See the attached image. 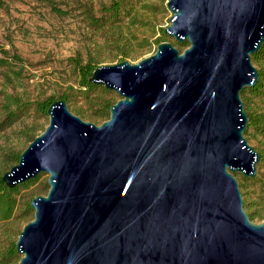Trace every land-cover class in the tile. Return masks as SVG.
<instances>
[{
  "label": "water",
  "instance_id": "obj_1",
  "mask_svg": "<svg viewBox=\"0 0 264 264\" xmlns=\"http://www.w3.org/2000/svg\"><path fill=\"white\" fill-rule=\"evenodd\" d=\"M161 42L136 63L99 65L121 98L101 124L53 102L50 121L2 180L48 173L31 200L18 264H264V222L234 172L257 175L242 90L259 81L264 0H167Z\"/></svg>",
  "mask_w": 264,
  "mask_h": 264
},
{
  "label": "rangeland",
  "instance_id": "obj_2",
  "mask_svg": "<svg viewBox=\"0 0 264 264\" xmlns=\"http://www.w3.org/2000/svg\"><path fill=\"white\" fill-rule=\"evenodd\" d=\"M118 1L3 0L0 5V57H6L9 65L0 69V174L18 163L12 159L14 154H21L50 121L49 114L31 112L13 125L2 128L9 96L36 102L49 97L58 100L66 92L78 94L79 77L74 58L83 62L91 58L100 65L117 64L123 58L136 63L155 53L160 40L173 43L181 52L189 46L188 41H185L188 43L185 47L177 45L173 36L164 33L173 15L167 0H123L119 21L95 27L96 20L106 16V8ZM253 64L260 69L259 64ZM108 90L87 97L72 95L68 107L85 120L93 121L88 117L96 113L101 103L108 100L116 103L121 98L115 90ZM262 98H250L252 111H264ZM77 109L83 110L85 116ZM245 137L257 151L264 152V135L250 131ZM234 174L243 184L245 175ZM256 176L261 181L264 179V167L261 168L259 163ZM48 177V173H41L35 182L21 188L15 217L0 222V254L9 241L18 239L23 227L33 219L34 209L31 216L24 217V208L35 196L48 193ZM260 183H246L251 201L259 198ZM254 210L258 216L253 222H264V204L257 205Z\"/></svg>",
  "mask_w": 264,
  "mask_h": 264
},
{
  "label": "trees",
  "instance_id": "obj_3",
  "mask_svg": "<svg viewBox=\"0 0 264 264\" xmlns=\"http://www.w3.org/2000/svg\"><path fill=\"white\" fill-rule=\"evenodd\" d=\"M123 0H120L118 2L113 3L111 6L107 7L106 9V16L102 17L101 19L96 20V24H94L95 27L100 26H106L108 24L116 23L121 19V10L123 9ZM0 5H3V0H0ZM57 10V8H54ZM59 14H64V11L57 10ZM93 16H89V18L94 21L92 18ZM165 34L167 32L164 31ZM162 42L160 40L158 42V45ZM176 44L182 47H185L188 45L187 42H179L176 41ZM126 60L125 58L122 59ZM252 60L253 62L259 64L260 69L259 71V81L256 85L252 87L245 88L242 90L241 96L245 103V108L248 112V126L245 131V135H248L250 131H254L257 134L264 135V111L257 112L252 111L249 107L250 104V98H262L264 97V41L259 48V50L252 54ZM121 62V61H120ZM74 66L77 70V74L79 77V87L78 94H70L69 92L64 93L60 99H64L66 102L71 100L72 95L74 97L83 96L85 97L89 96L92 93H96L98 91H105L109 92V90L100 83L92 82L89 80L91 78L94 70L100 65L99 63L95 62L93 59L89 58L88 61L83 62L80 58H74L73 59ZM9 65V60L6 57H0V69L4 68ZM72 90L74 88H71ZM58 99V100H60ZM263 99V98H262ZM56 99L53 97H49L42 101H25L22 98H18L15 96H9L6 109H5V116L2 120L1 127H7L13 125L15 122L19 121L23 116L30 114L31 112L47 115L48 109L50 105L55 102ZM113 102L105 101L101 103L97 109L96 113L88 117V119H92L94 122L102 123L105 120L109 119L110 117V108L113 105ZM79 114H83L84 112L81 109H77ZM28 132V137H31V134ZM36 136H34L32 139H34ZM20 158V153H15L14 157L12 158L15 162H18ZM259 166L262 168L264 167V152H261V158L259 161ZM5 173V172H4ZM3 174H0V222H5L13 219L16 215V212L19 207V200L18 196L20 195V190L22 187H27L31 183L35 182L38 177L33 178L31 180H28L22 184H19L15 188H9L5 182L2 180ZM244 183H240V188L244 196V202H245V209L247 210L249 216L253 220L255 217L258 216V212L256 210L253 211L254 207H257V205L264 204V179L262 181L259 179V176H255L253 178L244 176L243 177ZM252 182V183H260L261 184V194L259 195V198L256 201H251L248 198V192L246 190V183ZM245 189V190H244ZM25 212L23 214L24 217L31 216L33 208L31 206V201L27 202ZM34 218V217H33ZM16 241L17 240H11L9 241L8 245L6 246V249L1 252L0 254V264H18L21 255L18 253L16 248Z\"/></svg>",
  "mask_w": 264,
  "mask_h": 264
}]
</instances>
